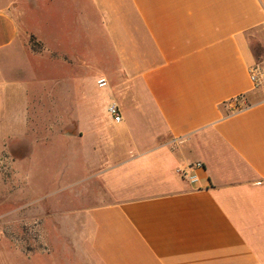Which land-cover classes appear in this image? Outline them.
I'll use <instances>...</instances> for the list:
<instances>
[{
  "label": "crops",
  "instance_id": "crops-1",
  "mask_svg": "<svg viewBox=\"0 0 264 264\" xmlns=\"http://www.w3.org/2000/svg\"><path fill=\"white\" fill-rule=\"evenodd\" d=\"M255 65L264 77V0H0V159L19 176L50 160L51 103L72 105L63 158L71 138L85 153L75 208L51 212L24 190V223L56 240L53 264H264ZM195 163L196 181L179 174Z\"/></svg>",
  "mask_w": 264,
  "mask_h": 264
},
{
  "label": "rangeland",
  "instance_id": "rangeland-1",
  "mask_svg": "<svg viewBox=\"0 0 264 264\" xmlns=\"http://www.w3.org/2000/svg\"><path fill=\"white\" fill-rule=\"evenodd\" d=\"M81 72L82 80L88 82H93L92 77L97 75V72L89 69H82ZM88 91L94 96L101 94L106 97L107 89H99L95 83ZM49 112L51 118L48 128L52 135L50 144L54 149H50V160L43 167L19 170L21 173L23 172V176H19L16 173L17 170L8 167L5 163L7 160L4 154L0 159V242L17 246V249H5L1 246L0 252H14L11 257L12 264H53L52 258L58 256V248L52 245L56 241L55 239H51V248L47 245L43 246L41 234L35 229V226L32 227L24 223V217L34 210L28 206L31 201L25 199L24 190L26 187L31 190L30 199H33V202L41 208L50 209L51 212L52 210L75 208L77 204L79 205V202L73 201L75 192H88L89 185L77 187L75 191L78 186L75 182L78 179L75 178L74 168L77 164H83L85 153L82 152L83 160L79 161L77 156L80 153L76 150L78 146L75 148L70 143L73 142V138L70 142L66 141L65 158L61 151L63 137L58 133L63 128L73 130V121L70 119L73 117L72 105L59 106L51 103ZM58 116L60 119L63 117L65 119L57 120ZM67 140L69 139L67 138ZM21 177L28 179V184H21L22 182L19 180ZM49 220L52 222L53 217H50ZM52 235L57 234L51 233Z\"/></svg>",
  "mask_w": 264,
  "mask_h": 264
},
{
  "label": "built area",
  "instance_id": "built-area-1",
  "mask_svg": "<svg viewBox=\"0 0 264 264\" xmlns=\"http://www.w3.org/2000/svg\"><path fill=\"white\" fill-rule=\"evenodd\" d=\"M250 78L253 84H255L256 86L263 84L264 77L259 65H255L250 68ZM97 84L99 88H105L108 86V82L105 79L98 80ZM243 99L244 98L242 96H239L231 102L233 112H239L247 108V105L244 103ZM108 111L115 123H120L122 121L121 112L116 104H112L109 107ZM201 169H203V164L195 163L183 170H179V174L182 177H185L191 180L192 182H194L196 181L197 177L194 173L192 174V172H194V170H201Z\"/></svg>",
  "mask_w": 264,
  "mask_h": 264
}]
</instances>
